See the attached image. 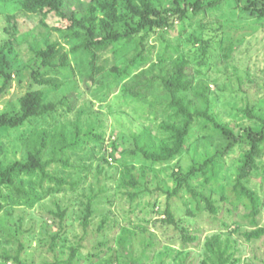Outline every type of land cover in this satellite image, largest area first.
Instances as JSON below:
<instances>
[{"label": "rangeland", "instance_id": "rangeland-1", "mask_svg": "<svg viewBox=\"0 0 264 264\" xmlns=\"http://www.w3.org/2000/svg\"><path fill=\"white\" fill-rule=\"evenodd\" d=\"M61 1L63 20L27 10L26 0H0V116L13 121L34 111L15 126L1 122L0 169L29 161L44 133L46 171L67 181L60 188L25 172L11 184L0 179V264H16L1 257L7 252L23 264H207L213 237L229 240L236 264H264V235L245 237L264 229V146L243 180L262 201L256 225L237 185L246 143L189 179L198 195L183 189L168 198L177 179L214 156L220 141L197 125L181 154L148 161L134 153V139L163 137L158 126L168 121L167 100L160 87L152 94L140 87L139 97L126 90L139 74L165 73L183 58L187 73L208 87L210 112L244 137L254 127L247 110L264 116V0H204L198 13L189 10L144 44L133 32L140 19L125 0ZM148 1L160 11L175 5ZM73 18L82 26L71 29ZM90 29L99 38L112 31L121 38L100 51L85 48ZM33 94L47 108L41 116V107L29 104Z\"/></svg>", "mask_w": 264, "mask_h": 264}, {"label": "trees", "instance_id": "trees-1", "mask_svg": "<svg viewBox=\"0 0 264 264\" xmlns=\"http://www.w3.org/2000/svg\"><path fill=\"white\" fill-rule=\"evenodd\" d=\"M128 4V9L133 16L138 17L140 21L137 27L134 29V33L143 34L142 43L144 44L146 37L158 29L173 28L174 21L176 19H184L187 12L193 9L194 13H198L202 9L204 0H194L191 4H188L186 0L184 3L181 0H175V5L169 9L158 10L148 0H142L143 6L137 5L136 0H125ZM206 1V0H205ZM27 10L32 12H43L47 15H54L60 17L62 20L67 18L66 13L62 9L61 0H26L24 3ZM190 5V6H189ZM264 16V8L259 10ZM122 21V20H121ZM82 26L76 19L73 18V24L71 29H77ZM83 33V32H82ZM121 38V34L118 32H109L102 38L97 37L95 30H87V39L85 41V48H95L101 50L105 48L113 41H118ZM144 41V42H143ZM3 57V61H5ZM188 63L185 59L180 58L174 65L164 70L160 74H154V70H151L149 74L142 73L137 77L138 81L134 82L133 85L128 86L126 90H135V95L139 97L140 93H136L138 88L143 87L144 91L149 94L155 91L157 87H160V95L166 97L167 102L163 105L165 108L164 113L168 114V121L162 122L158 129L163 133V137L157 136L154 140H148L146 143L141 141L143 134L139 135L134 139L136 150L134 153L143 155L148 161L154 163L167 162L179 154H181L187 140L191 135V132L199 125L198 129L208 138L218 137L219 145L216 149V154L209 158L203 165L193 166L191 170L182 178H178L176 181V187L173 191L168 192V198L177 195L181 190L186 189L191 192L194 196L198 195L197 192L191 187L189 179L198 174L199 172L205 173L208 166L216 162V158L226 157L227 154L240 142L246 143L249 149L242 155V165L240 168V176L238 180L239 194L249 199L252 210L249 214L253 218L252 224L256 225L255 217L259 214L261 199L256 193L247 188L243 180H246L251 171L255 167L257 158L263 153L264 146V116L256 114L253 108L247 110V118L253 121L254 127L245 129L244 137L240 134L237 135L228 124L219 121L210 112V100L208 96L209 89L203 83L195 82V78L191 77L187 73ZM142 88V89H143ZM39 94H33L30 97L29 104L35 108L41 107L42 110L36 113L41 116L47 112L46 106L44 107L38 97ZM33 111V110H32ZM30 109L21 116L19 120H25L26 117L32 115ZM19 120L7 121L4 116H0V124L8 123L11 126L17 125ZM151 133V132H150ZM48 136L43 133V141L40 148H34L32 157L29 161L15 162L8 168L0 169V179L7 181L10 184L13 183L12 177L15 173H39L41 174L42 181H48L55 183L56 186L62 188L63 185L67 184L65 179H62L56 175L48 173L47 167L49 161L45 162L42 159L43 150L48 146ZM79 145L77 140L70 144L72 148ZM133 181V179L131 180ZM134 185L133 182L125 183L126 186ZM132 197V194H130ZM208 207L211 212H215L213 205L208 202ZM169 216V222L174 223V217L170 210L167 211ZM58 216L64 219L65 214H58ZM91 216L90 205L87 207V214L85 215L84 222L88 225L89 217ZM264 235V229L259 228L251 232H246L245 237L247 240L258 239ZM190 240L194 239L189 237ZM231 246L229 240L222 242L219 237H213L206 243V250L208 253L206 263L207 264H236L234 260V254L230 253ZM5 260H13L16 264H23L18 256L12 257L9 252L5 254ZM98 264H109L107 261L100 262Z\"/></svg>", "mask_w": 264, "mask_h": 264}]
</instances>
